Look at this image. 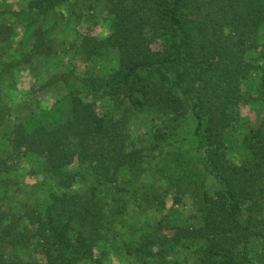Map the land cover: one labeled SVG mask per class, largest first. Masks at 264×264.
<instances>
[{"label": "trees", "instance_id": "1", "mask_svg": "<svg viewBox=\"0 0 264 264\" xmlns=\"http://www.w3.org/2000/svg\"><path fill=\"white\" fill-rule=\"evenodd\" d=\"M18 1L0 264H264V0ZM139 110L166 123L134 144Z\"/></svg>", "mask_w": 264, "mask_h": 264}, {"label": "rangeland", "instance_id": "2", "mask_svg": "<svg viewBox=\"0 0 264 264\" xmlns=\"http://www.w3.org/2000/svg\"><path fill=\"white\" fill-rule=\"evenodd\" d=\"M0 5H1V9L4 10L6 13H10V14H17L14 13L12 11L9 10V7L12 6H16L17 3H20V1L18 0H0ZM5 7V8H2ZM8 15V14H5ZM14 18V22L16 24H18V26L14 27L12 29V34L13 37H19V35L22 34H26L24 32H22L20 26H22L23 28V23H22V19H23V15L20 14L18 17H13ZM49 15L47 16V19L49 20ZM50 21V20H49ZM92 30L95 33L98 34H105L106 32V27H105V21H100L98 23H96V25L92 28ZM22 32V33H21ZM22 71L21 69H18V74L16 75V79L18 80L17 82H15L13 84V91L12 93H16V92H24L26 90L29 89L28 86V81H26V78L22 76ZM47 95L39 96L42 99H46ZM46 97V98H44ZM49 99V98H47ZM49 100L47 101H42L39 104V107L47 110L48 106H49ZM49 112V110L47 111ZM186 123H184V122ZM166 123V118L165 117H158L146 110H139L135 113V115L133 116V118H131L128 121L127 124V131L128 134L130 135V137L132 138V143L134 144H143L145 141V138L157 127H161L162 125H164ZM191 130V122L188 119H184L182 120V122L180 123V130H179V134L184 137L185 135H189V131Z\"/></svg>", "mask_w": 264, "mask_h": 264}]
</instances>
